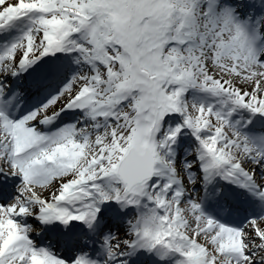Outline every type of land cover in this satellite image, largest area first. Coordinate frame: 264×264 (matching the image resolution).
Returning <instances> with one entry per match:
<instances>
[{
  "label": "snow or ice",
  "instance_id": "6c2138e0",
  "mask_svg": "<svg viewBox=\"0 0 264 264\" xmlns=\"http://www.w3.org/2000/svg\"><path fill=\"white\" fill-rule=\"evenodd\" d=\"M0 264H264V0H0Z\"/></svg>",
  "mask_w": 264,
  "mask_h": 264
},
{
  "label": "bare ground",
  "instance_id": "6f19581e",
  "mask_svg": "<svg viewBox=\"0 0 264 264\" xmlns=\"http://www.w3.org/2000/svg\"><path fill=\"white\" fill-rule=\"evenodd\" d=\"M242 211V209L238 208V213H240Z\"/></svg>",
  "mask_w": 264,
  "mask_h": 264
}]
</instances>
